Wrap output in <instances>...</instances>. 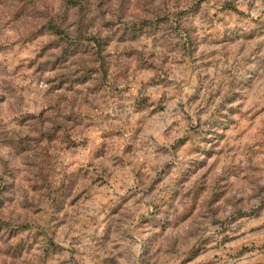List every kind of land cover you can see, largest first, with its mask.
<instances>
[{
	"label": "rangeland",
	"instance_id": "rangeland-1",
	"mask_svg": "<svg viewBox=\"0 0 264 264\" xmlns=\"http://www.w3.org/2000/svg\"><path fill=\"white\" fill-rule=\"evenodd\" d=\"M0 264H264V0H0Z\"/></svg>",
	"mask_w": 264,
	"mask_h": 264
}]
</instances>
